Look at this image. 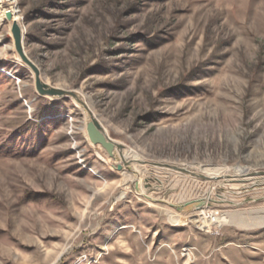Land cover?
Wrapping results in <instances>:
<instances>
[{"label":"rangeland","instance_id":"obj_1","mask_svg":"<svg viewBox=\"0 0 264 264\" xmlns=\"http://www.w3.org/2000/svg\"><path fill=\"white\" fill-rule=\"evenodd\" d=\"M0 64V264H264L163 202L264 190V0H0Z\"/></svg>","mask_w":264,"mask_h":264},{"label":"trees","instance_id":"obj_2","mask_svg":"<svg viewBox=\"0 0 264 264\" xmlns=\"http://www.w3.org/2000/svg\"><path fill=\"white\" fill-rule=\"evenodd\" d=\"M19 63H22L19 60ZM1 67V64H0ZM4 73L0 72V78H4ZM38 99V109L37 112L38 114H43V113H49L53 107H50V104L52 102H48L47 97L45 96H37ZM21 131L17 136H15L16 139L21 137L22 134H28L30 132H33V134H37L39 132V128L37 126H28L27 123L21 126ZM16 141V140H15ZM26 141H31V138H28L27 140H23L21 144H25L23 147L24 150L29 149L27 147ZM4 142V141H3ZM7 142V140L5 141ZM19 144L18 142H12V143H7L5 145V149H11L8 150V153L10 151H14L13 147H16V145ZM21 149V150H23ZM7 153V152H6ZM264 190L262 188H259L258 185H242V186H236V187H228L226 189H222L219 187H206L202 186L196 182H188L186 180H181L177 179L174 182V185L172 186L171 192H169L168 196V202H170L173 205H178L184 202H188L191 200H198L199 198H204V197H209L215 200H221L225 199L228 201H242L245 199H250L254 197L260 196V194H263ZM203 202L210 203L213 208L215 209H220V210H226V209H263L264 208V198L243 204L240 207H232L229 204H221V203H216L210 200H204ZM193 203H189L186 206H178L177 209L180 211H184L186 208H188L190 205Z\"/></svg>","mask_w":264,"mask_h":264},{"label":"crops","instance_id":"obj_3","mask_svg":"<svg viewBox=\"0 0 264 264\" xmlns=\"http://www.w3.org/2000/svg\"><path fill=\"white\" fill-rule=\"evenodd\" d=\"M239 210L238 208H236ZM236 209H226L220 210L216 209L219 214L216 215V221H213L216 229H223V235L227 237H232V232H248V231H258L264 228V208L263 209H249L236 211ZM221 211H227L221 213ZM215 212V211H214ZM245 213L246 218H242L238 221L239 213ZM230 242V241H229ZM231 244V243H229Z\"/></svg>","mask_w":264,"mask_h":264},{"label":"water","instance_id":"obj_4","mask_svg":"<svg viewBox=\"0 0 264 264\" xmlns=\"http://www.w3.org/2000/svg\"><path fill=\"white\" fill-rule=\"evenodd\" d=\"M50 91H56V92H59V93H65L63 90H61V89H55V88L50 89ZM131 161L135 163V161H134L133 159H132ZM135 164H136V167L140 169V171H141V175H142V171H143V169L140 167L139 164H137V163H135ZM140 177H141V176H140ZM140 177H139V179H140ZM138 183H139V181H138ZM137 188H138L140 194H141L143 197H145L146 199H148V200H150V201H154L152 198H150V197L144 192V190L140 187V185H138ZM263 198H264V194L261 195V196H258V197H254V198H250V199H245V200H242V201H239V202H236V201H228V200H225V199L215 200V199H212V198H206V197H205V198H200L199 200H201V199H203V200H210V201H213V202H216V203L229 204V205L232 206V207H240V206H242L243 204H247V203H251V202L259 201V200H261V199H263ZM158 201H163V200H158ZM194 201H195V200H192V201H188V202L181 203V204H178V205H173V204H171V203H169V202H167V201H163V202H165L166 204H168V205H170V206H172V207H178V206H184V205H186V204H188V203H190V202H194Z\"/></svg>","mask_w":264,"mask_h":264},{"label":"bare ground","instance_id":"obj_5","mask_svg":"<svg viewBox=\"0 0 264 264\" xmlns=\"http://www.w3.org/2000/svg\"><path fill=\"white\" fill-rule=\"evenodd\" d=\"M142 169H144V165L142 163L139 164Z\"/></svg>","mask_w":264,"mask_h":264}]
</instances>
